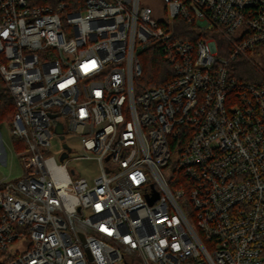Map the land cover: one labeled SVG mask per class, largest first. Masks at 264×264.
Segmentation results:
<instances>
[{
    "label": "built area",
    "instance_id": "built-area-1",
    "mask_svg": "<svg viewBox=\"0 0 264 264\" xmlns=\"http://www.w3.org/2000/svg\"><path fill=\"white\" fill-rule=\"evenodd\" d=\"M162 3L156 17L141 0H0L25 145L23 174L0 179V264H264V0ZM149 46L172 76L142 87ZM236 57L259 77L233 76ZM86 158L96 174L73 164Z\"/></svg>",
    "mask_w": 264,
    "mask_h": 264
},
{
    "label": "trees",
    "instance_id": "trees-1",
    "mask_svg": "<svg viewBox=\"0 0 264 264\" xmlns=\"http://www.w3.org/2000/svg\"><path fill=\"white\" fill-rule=\"evenodd\" d=\"M177 19L178 33L182 39H195L193 35V27L187 25L180 18ZM190 34H189V33ZM139 61L141 65V73L137 77V83L142 87H151L162 84L172 76V71L169 63L161 49L157 46H149L139 53ZM230 73L241 80H255L259 77L257 70L253 65L244 58L236 57L229 63ZM14 103L5 86V83L0 78V123L6 122L10 130L12 117L14 114ZM14 145H20L21 149L25 147L23 142L11 135ZM172 186V185H171Z\"/></svg>",
    "mask_w": 264,
    "mask_h": 264
},
{
    "label": "rangeland",
    "instance_id": "rangeland-1",
    "mask_svg": "<svg viewBox=\"0 0 264 264\" xmlns=\"http://www.w3.org/2000/svg\"><path fill=\"white\" fill-rule=\"evenodd\" d=\"M142 3L150 5L156 17L159 15L165 14L167 16L168 10L163 9L162 0H141ZM256 55L257 63L259 66L264 69V46H258L253 51ZM66 141L71 145L78 147V142L76 138L71 134H66ZM62 142L55 135L52 134L50 138V150L52 153H56L57 150L61 147ZM24 149V148H23ZM20 145H14V142L11 138L9 128L6 122L0 123V179L5 181L12 180L14 178L20 177L23 174V169L20 164V159L18 154L21 150ZM73 164L78 168L81 174L88 176L94 175L97 172V166L92 159H79Z\"/></svg>",
    "mask_w": 264,
    "mask_h": 264
},
{
    "label": "water",
    "instance_id": "water-1",
    "mask_svg": "<svg viewBox=\"0 0 264 264\" xmlns=\"http://www.w3.org/2000/svg\"><path fill=\"white\" fill-rule=\"evenodd\" d=\"M54 132H55L56 134H58V137H59L60 139L63 138L62 128H61L60 124H56V125H55V127H54ZM62 147L65 148V149H68V146H67L65 143L62 144ZM64 156H65V154H62V156H61L60 159H62ZM156 197H157V194H155L153 197L149 198V202L151 203Z\"/></svg>",
    "mask_w": 264,
    "mask_h": 264
}]
</instances>
